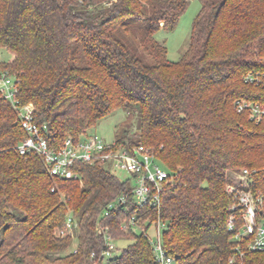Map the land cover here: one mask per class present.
<instances>
[{
  "label": "trees",
  "instance_id": "1",
  "mask_svg": "<svg viewBox=\"0 0 264 264\" xmlns=\"http://www.w3.org/2000/svg\"><path fill=\"white\" fill-rule=\"evenodd\" d=\"M200 1L188 47L171 61L155 33L172 31L189 0H0V68L50 146L123 109L136 129L122 122L113 144H142L170 175L159 203L140 207L130 179L103 162L53 176L38 155L19 154L26 132L0 95V264H157L144 224L120 228L133 213L160 221L175 264H264V249L246 250L228 230L225 189L248 169L264 210V116L236 103L264 105V0ZM121 195L127 209L103 215ZM68 213L73 235L59 236ZM106 235L132 241L104 259Z\"/></svg>",
  "mask_w": 264,
  "mask_h": 264
},
{
  "label": "built area",
  "instance_id": "2",
  "mask_svg": "<svg viewBox=\"0 0 264 264\" xmlns=\"http://www.w3.org/2000/svg\"><path fill=\"white\" fill-rule=\"evenodd\" d=\"M2 48L0 47V62ZM14 75L6 69L0 68V95L9 101L18 115V121L26 132L25 138L18 144L19 154H35L43 159L48 172L56 177L72 179L77 174L72 167L78 162L96 163L103 162L106 166L114 169L125 170L129 173L132 189L130 205L144 206L157 205L163 190V183L169 179L168 171L155 159L149 149L142 144L130 149L106 143L95 134H87L79 140L71 137L65 139L62 146L54 148L48 142V128L35 123L33 118V104L28 102L20 104L17 98L18 85ZM238 111L247 109L251 117L260 120L264 116V105L251 104L237 101ZM133 181V182H131ZM252 179L250 171L243 168L236 175L235 183L226 185V192L231 198L229 205L230 214L227 218V228L232 232L236 244H244L246 250L264 249V210L262 194H255L251 190ZM126 196L121 195L114 201L108 202L103 208V215H108L118 206L126 207ZM147 220L141 223L137 216L130 214L127 220L121 223L120 228L124 231H137L141 228L147 237L151 239L157 264H175L174 258L168 255L161 244L160 221L147 224ZM148 225V228L146 227ZM75 222L71 214L66 215L64 226L58 230L59 236L73 235ZM156 229V239L153 240L147 230ZM107 248L103 252L104 259L110 256L115 248L109 235H106ZM93 264H97L96 261Z\"/></svg>",
  "mask_w": 264,
  "mask_h": 264
},
{
  "label": "rangeland",
  "instance_id": "3",
  "mask_svg": "<svg viewBox=\"0 0 264 264\" xmlns=\"http://www.w3.org/2000/svg\"><path fill=\"white\" fill-rule=\"evenodd\" d=\"M201 7L200 0H189L187 8L182 13L179 21L172 31L159 30L155 33V38L165 44L167 47V57L171 61H177L188 47L190 40V34L192 29V23ZM125 123L124 126H129L131 129H136V121L133 120L129 124L127 114L123 109H116L108 116L102 118L97 124L87 130L88 134H95L101 137L106 143H113L114 135L121 123ZM123 125V124H122ZM111 173L116 175L120 179L129 178V173L125 170H119L107 166ZM133 182V181H131ZM74 232V231H73ZM153 240L156 239V229L151 227L147 230ZM132 239L125 238L122 240H114L115 248L111 250L110 256L117 255ZM76 241L71 243L68 251L74 247ZM109 257V256H107ZM106 264V263H102Z\"/></svg>",
  "mask_w": 264,
  "mask_h": 264
}]
</instances>
